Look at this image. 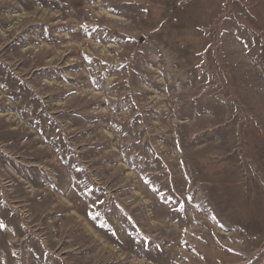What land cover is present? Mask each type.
Here are the masks:
<instances>
[{
	"label": "rangeland",
	"instance_id": "1",
	"mask_svg": "<svg viewBox=\"0 0 264 264\" xmlns=\"http://www.w3.org/2000/svg\"><path fill=\"white\" fill-rule=\"evenodd\" d=\"M0 264H264V0H0Z\"/></svg>",
	"mask_w": 264,
	"mask_h": 264
}]
</instances>
